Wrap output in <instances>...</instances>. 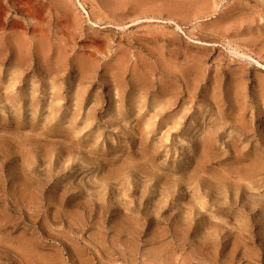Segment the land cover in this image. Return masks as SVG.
<instances>
[{
  "label": "rangeland",
  "instance_id": "1",
  "mask_svg": "<svg viewBox=\"0 0 264 264\" xmlns=\"http://www.w3.org/2000/svg\"><path fill=\"white\" fill-rule=\"evenodd\" d=\"M0 264H264V0H0Z\"/></svg>",
  "mask_w": 264,
  "mask_h": 264
},
{
  "label": "crops",
  "instance_id": "2",
  "mask_svg": "<svg viewBox=\"0 0 264 264\" xmlns=\"http://www.w3.org/2000/svg\"><path fill=\"white\" fill-rule=\"evenodd\" d=\"M116 19H131L133 21H139V20H151V21H164V20H171V19H179V16H113Z\"/></svg>",
  "mask_w": 264,
  "mask_h": 264
},
{
  "label": "bare ground",
  "instance_id": "3",
  "mask_svg": "<svg viewBox=\"0 0 264 264\" xmlns=\"http://www.w3.org/2000/svg\"><path fill=\"white\" fill-rule=\"evenodd\" d=\"M177 26L179 27V24Z\"/></svg>",
  "mask_w": 264,
  "mask_h": 264
}]
</instances>
